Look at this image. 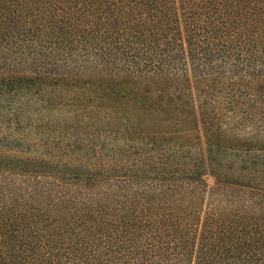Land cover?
Segmentation results:
<instances>
[{
  "label": "trees",
  "instance_id": "obj_1",
  "mask_svg": "<svg viewBox=\"0 0 264 264\" xmlns=\"http://www.w3.org/2000/svg\"><path fill=\"white\" fill-rule=\"evenodd\" d=\"M0 264H264V0H0Z\"/></svg>",
  "mask_w": 264,
  "mask_h": 264
}]
</instances>
